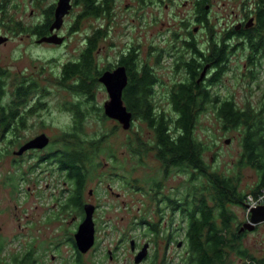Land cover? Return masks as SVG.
I'll list each match as a JSON object with an SVG mask.
<instances>
[{
  "label": "rangeland",
  "instance_id": "obj_1",
  "mask_svg": "<svg viewBox=\"0 0 264 264\" xmlns=\"http://www.w3.org/2000/svg\"><path fill=\"white\" fill-rule=\"evenodd\" d=\"M210 2L214 14H217L219 18L221 16L227 18L230 14L228 6H232L233 3L238 5L242 0H211ZM56 3L57 0L8 1L0 15V35L9 37L10 40L0 45V67L8 70L7 77L13 75L21 80L24 76L27 82L33 83L35 87L32 92L45 94L41 96V102L46 105L39 113L45 121L46 127L43 131L50 140L51 149L71 148L73 142H76L77 148L79 144L88 147L93 143L92 148L87 149L90 152L87 153V161L84 163L85 167L93 166L94 168L88 177L89 184L86 185V189H94L98 194H102L99 196L103 199L104 207L99 213L101 216L98 227L99 251L95 253L92 262L101 260L104 264H114L101 256L107 249L113 251L117 257L115 262L124 264L129 261L128 244L124 240L121 241L122 236L123 233L137 236L138 232L132 223L135 221L134 218L136 216L139 218L141 214L145 221L161 226V231L165 232L167 229L173 231L174 244L170 246L168 253L174 255L173 263L175 264L179 256H182V250L175 247V241L183 238L185 217L177 212H171L166 207L167 203L162 195L180 199L184 192L191 189H204L210 195H213L214 191L210 188L206 177L199 176L192 180V174L195 173L193 170L181 171L178 168L164 170V165L156 157V150L151 148L154 143V134L145 121L136 117L130 128L123 130L118 122L105 117L102 108L109 98L100 83H96L90 95H85L76 92V75L71 76L66 82L62 81L63 66L77 61L84 51L87 40L92 37L95 30H103L107 22L102 20L103 16L99 18L100 20L94 17L78 19L82 11L80 8H74L64 17L59 29V34L64 36L62 44L38 43L39 36L34 33V29L36 26L43 25L45 10ZM222 3L227 4L225 6L227 10L223 9ZM217 5L221 9L216 8ZM110 12L112 29L107 39L100 38L97 42L99 52L97 50L94 55L96 68L102 72L109 61H115L120 50H125L128 45L137 43L140 48V61L144 60L142 63L147 62L152 66L159 83L153 88L159 97L154 102L161 108H167L163 93L175 81L184 79L182 72H174L171 66L182 51L180 47L182 42L177 40L184 38L185 25L191 22L189 0H117L112 3ZM222 22L224 21L210 16V26H215L216 31L221 29ZM171 38H173L172 41L169 40ZM197 39L201 44L208 40L205 35H198ZM170 43L177 47H170L173 48L170 50L173 56L167 54ZM151 46L157 48V52L163 50L158 56V61H153L154 54H150ZM247 54L246 50L240 48L229 57V69L222 76L223 83L209 88L213 96L224 99L233 95L234 101L242 107L247 95L249 102L256 104L264 89V71L258 70L252 90L247 91L243 87L248 80L247 77L245 81L240 79L243 70L247 68L245 58ZM259 84L260 87L257 88ZM8 99L9 96L5 95L4 100ZM76 104L78 113L73 107L72 113L77 114L76 128L73 127V129L68 126L71 120V113L68 111L70 105ZM78 114L81 116L78 117ZM36 134H38L37 128L23 135L26 138H32ZM193 134L197 141L205 146L202 158L208 172L231 180L238 194L249 196L258 183V175L252 167L238 164L242 152L238 133L224 132L212 112L206 110L199 114ZM9 136L8 134H4L3 138L0 136V234L6 238V241H15L8 244L6 251L0 254V264H6L7 254L17 252L20 244L29 243L30 240L32 241L30 264H45V256L49 253V240L46 241L44 238L59 236L60 228L56 223L47 224L42 221L45 208L41 196L44 193H50L56 184L57 187L54 189H59L60 181L55 178L57 174L55 164L50 161L40 162L39 157L42 156L40 153L32 154L29 161L19 163L21 171L16 169V165L11 164ZM226 140L230 142L226 144ZM65 153L68 155L70 152ZM79 165L82 166V163ZM29 166H31L30 170H26ZM21 172L24 173V177L29 178L28 181L20 180ZM6 182L9 183L6 184ZM154 184L160 185V190L156 191L157 193L153 192V195L149 193V189L151 186L153 188ZM11 185L21 188L20 192L30 189V194L28 197H24L23 192L21 195L18 193L11 195L10 189H13ZM45 185H49L48 190H45ZM108 187L123 194L122 199L126 202V210L121 208L119 201L109 199L107 196L104 199L102 190ZM190 193L193 194L192 191ZM207 200L209 206H214L210 197ZM232 202L227 200L225 203V208L234 218L232 225L246 224L249 215H247L245 204L236 205ZM14 205H17V210L11 209ZM24 213L31 215V223L27 224L28 222L24 219L25 234L21 237L16 230V225L18 217L23 216ZM242 245L253 257L264 259V223L247 233L242 238ZM3 246L0 239V250ZM60 247L63 257L70 254L65 242ZM157 247L159 252L163 251V244L159 243ZM45 252L47 253L44 254ZM14 259V261L19 260L18 256ZM231 259L234 257L232 256Z\"/></svg>",
  "mask_w": 264,
  "mask_h": 264
},
{
  "label": "flooded vegetation",
  "instance_id": "obj_2",
  "mask_svg": "<svg viewBox=\"0 0 264 264\" xmlns=\"http://www.w3.org/2000/svg\"><path fill=\"white\" fill-rule=\"evenodd\" d=\"M103 3V6L106 7V10L103 11L102 15L99 17H94L98 20H100V17H104L102 20L107 22V25L104 27L103 30H95L92 34V37L89 38L93 39L96 36V32L98 31L100 33V37L97 39H94L96 48L93 52V59L95 53L99 52V46L97 44L98 40L100 38L107 39L109 36V31L112 29V26L110 24V21H112L111 18V12L110 7L113 2L117 0H96V3ZM104 1V2H103ZM140 1V0H136ZM143 1V0H142ZM211 0H189L190 5V11L192 14L191 22L190 24L185 25L186 31L184 38H180L177 41L181 42H193L196 44L194 47H187V46H180L182 47L181 53L177 56L176 60L174 61L173 66H171L172 70H174L175 65H177L180 61L183 60V62H191L193 61L195 63V66H201L200 70L197 71V76L195 77V81L197 84H204L206 81L209 80V78L212 77L213 69L210 63H206V53L209 50V47L205 45L204 43L201 44L197 36L205 35L206 40L210 37L214 36H230L232 37V49L236 46L237 50H232L231 56H233L234 53L238 51V41H235L234 38L237 37H243L247 35L249 32L256 31L258 34L264 35V29H260L256 14V8H255V2L254 0H242L240 4L237 5V3H233L232 6L229 7L230 14L227 15V18L224 16H219L217 14H214L215 12L212 9L211 6ZM72 8H80L82 11V4H76V0H71ZM226 3H222L223 9H225ZM216 8L221 9L220 6H216ZM227 10V9H225ZM83 14L81 12L80 15H78V19H80V16ZM216 15V16H213ZM210 16L215 19H220L222 22V27L220 30L216 31V29L213 26H210ZM85 18V17H82ZM88 18V17H87ZM221 26V25H220ZM59 30L55 33L58 37L63 38L64 36H61L59 34ZM52 33L49 31L46 35L43 37H49ZM1 38L5 39L2 44H6L8 40H10L9 37L1 36ZM43 37H39L38 40H40ZM0 38V39H1ZM173 38L169 39L172 41ZM84 44V49L88 46V41ZM235 41V44H233ZM64 42V41H63ZM62 42V43H63ZM85 41H83L84 43ZM61 43V44H62ZM169 44V50L167 51V54L169 56L172 55L170 50L174 47ZM1 45V44H0ZM177 48V47H174ZM240 48V47H239ZM243 48V47H241ZM139 46L137 43H133L132 45H128V47L125 50H120V53L118 56H116L114 62H108V66L102 71V73L97 77V81L100 78V76L104 72H112L117 68H123L127 77V83L130 81L131 76V70L134 68H139L143 64L142 61H140L141 56H139ZM152 51L150 52L151 55H153V61H158V56H160L163 52V50L157 52V48L154 46H151ZM157 53H156V52ZM156 53V55H155ZM173 56V55H172ZM230 56V57H231ZM95 60V59H94ZM95 63V61H94ZM147 63V62H144ZM148 64V63H147ZM149 65V64H148ZM246 65V64H245ZM150 66V65H149ZM136 70V69H134ZM204 73V76L201 77V74ZM8 70L5 68L0 67V136L1 138L4 137V134H8V146H11V164L13 166L16 165V169L21 171V164L22 162H27L30 160V156L32 154L40 153L42 154L41 157H39L40 162H46L50 161L53 164H55L56 173L55 178L60 181L58 184L59 189L55 190L54 188L57 187L54 186L50 193H44L41 196V200L43 201L44 208H45V216L43 217L42 221L46 222L47 224H57L60 228L59 236L53 237H46L44 238L46 241L49 240V253L47 256H45V264H104L101 262V260H98L96 262H92L93 257L97 251H99V221L101 219V216H99V213H101L103 205V199H100L97 191L94 189H86V185L89 184L88 177L89 175L94 171L93 166L80 167L78 162V148L76 146V142H73L71 144V148L68 147H60L59 149H51L52 145L50 146V140L49 138L44 134L43 129H45V121L43 120L42 115L39 113L43 108H45V103L41 102V96H44L45 94L43 92H32V89L35 87V85L30 82H27L26 78L22 76L21 80L16 79V76H8ZM184 79H191V76L189 72L186 70L182 74ZM13 77H15L13 79ZM12 80V82H9V80ZM69 80V79H68ZM99 83V82H98ZM124 87L121 95L122 103L127 109V105L125 102V88ZM9 90V91H8ZM107 96L108 93L106 92ZM9 96V99L7 101L4 100V96ZM165 93H163V96ZM151 98L159 99L158 93L154 92L149 95ZM141 97V94H136V98ZM109 98V96H108ZM5 101V102H4ZM73 107L77 110V104L75 106L70 105L69 106V113H71L70 116V122H69V128H76V119L77 114L76 112L73 114ZM103 109V108H102ZM128 111V110H127ZM131 114V124L133 122V115L130 111H128ZM115 121V120H113ZM116 122V121H115ZM35 128L38 129V134H36L34 137H25L23 134L29 133L31 130H34ZM73 128V129H74ZM72 130V129H70ZM40 135H45L46 138H48V143L42 148H31L27 150H22V147L30 142L31 140L35 139L36 137ZM68 146L67 144H65ZM74 145V146H73ZM50 146V147H49ZM68 148V149H67ZM70 152L65 153V152ZM202 156V155H201ZM204 161V160H203ZM29 166L26 168V170H30ZM81 170V173H78V170ZM189 171H192V169H188ZM195 172V170L193 169ZM20 180L24 181L29 178L24 177V173L21 172L19 174ZM81 180H80V177ZM199 177V176H198ZM8 179H11L8 177ZM192 180L196 178H191ZM9 182H6L8 184ZM126 185V184H125ZM13 189H10L11 195L14 193H18V195H21V193H24V197H28L30 194V189H26L25 191H21V188H15L16 186L11 185ZM49 185H45V190H48ZM54 189V190H53ZM149 193H157L160 190V185L154 184L153 188L149 189ZM133 192L132 190H130ZM157 191V192H156ZM190 191L193 192V194L190 193ZM103 197L105 199V196H107L109 199H115L121 203V208L123 210H126V202L122 199L123 194L115 192L112 188L108 187L104 190H102ZM153 193V195H154ZM208 191L204 189H191L187 192H184L183 196L180 199L171 198L168 195H162L165 203H167V206L171 212L175 213L177 212L179 215H181V209L186 207L187 209H193L195 206H198V204L201 205L202 201L206 202V195ZM23 195V194H22ZM156 195V194H155ZM158 195V194H157ZM14 198V197H13ZM89 207V211H91V222H92V229H93V240L92 245L86 249L85 251H82L79 249L77 245L76 240V234L78 232V229L80 225L84 222L86 219V208ZM167 208V209H168ZM13 210H17V205H14L11 207ZM198 213V217L200 218V213ZM31 216V215H30ZM29 215H26L25 213L23 216H19L17 219V225L16 230L19 232V235L23 237L25 227L23 228V223H26L24 219L28 222L27 224L31 223V218ZM184 225L185 230L183 233L182 240L175 241V247L177 249L182 250V256H179L178 261L175 264H198L199 256L195 252H192L191 244L189 240V226L190 221L187 215L185 216ZM135 221L132 223L134 226V229L138 232L137 236L132 234H124L122 236L121 241H125L128 244L129 248V261L125 262L124 264H174L173 259L174 255H169L168 250L170 249V246L174 244L173 239V231L172 230H166L161 231V226H158L156 223H149L145 221L140 214L139 218L136 216ZM133 219V220H134ZM61 221V222H60ZM5 222V221H3ZM197 225H201V222H196ZM217 224H220L217 222ZM163 225V224H161ZM245 224H241L235 227H239V229L243 228ZM238 230L237 234H245L249 233V231L246 230ZM171 231V233L169 232ZM1 233V228H0ZM202 238L205 237V229H203ZM59 237L58 240L55 239ZM0 239L3 242V248L0 250V254L4 253L6 251V246L8 248V244L14 242L15 240H9L6 241V238L0 234ZM55 239V241L50 242L51 240ZM176 240V239H175ZM31 240L29 243H25L23 245L19 246V250L17 252H9L7 254V262L6 264H30V259L32 255L31 251ZM65 242L66 246L69 248L70 254L68 256L63 257L60 246L62 243ZM163 244V251L159 252L158 250V244ZM45 252L44 254H46ZM18 256L19 260L14 261L15 257ZM101 256L103 258H107V260L114 264H119L115 262V259L117 260V257L111 251L110 249H107L106 251H103ZM48 259L46 260V258ZM21 258V260H20ZM67 259V261H65ZM48 262V263H47ZM122 264V263H121ZM229 264H244L243 260L241 259H232V261Z\"/></svg>",
  "mask_w": 264,
  "mask_h": 264
},
{
  "label": "trees",
  "instance_id": "obj_3",
  "mask_svg": "<svg viewBox=\"0 0 264 264\" xmlns=\"http://www.w3.org/2000/svg\"><path fill=\"white\" fill-rule=\"evenodd\" d=\"M8 1L0 0V15ZM254 2L258 28L264 29V0H254ZM76 4H82L83 14L80 18L99 17L106 10L105 5L103 6L100 1L96 3V0H76ZM54 7L55 5L51 4L45 10L43 25L36 26L34 29L37 36L43 37L47 34L53 21ZM100 36L97 31L96 36L88 41V46L80 58L74 63L63 66L62 81L66 82L71 76L76 75L75 89L79 94L90 95V91L96 83L98 84L97 77L102 73L96 68L92 57L96 48L94 39ZM234 39L238 41V50L243 47L241 49L248 52L245 56L247 68L243 70L240 79L245 81L247 77L248 80L245 81L243 87L250 92L256 82L258 70L264 71V35L251 31L243 37ZM232 40L230 36L208 38L206 45L209 50L204 62L210 63L214 72L204 84H197L195 81L196 73L201 66H195L193 61L183 62V60L175 65L176 72L183 74L187 70L191 79L175 81L166 88L167 108L159 107L154 102L157 99L154 100L149 96L154 93L153 88L159 83L152 66L147 63L134 68L136 70H131L130 81L124 90L127 110L132 113L133 119L136 117L142 119L152 130L154 143L151 148L156 150V157L164 165V170L167 171L166 169L169 168H178L181 171L194 169L195 173L192 174V178L206 177L210 188L214 191L213 195L207 193L206 202L202 201L201 205L198 204L191 210L186 207L181 209V215H187L191 223L189 226L190 246L192 252L199 256L198 264H229L232 256L234 259L243 260L244 264H264V259L253 257L243 247L242 238L247 233L237 234L241 228L232 225L234 218L225 208L227 200L233 201L232 203L236 205L244 204L246 194H238L231 180L208 172L201 156L205 146L197 141L193 134L199 114L206 110L212 112L224 132L238 133V141L242 150L238 161L239 166H250L258 175V183L250 195L256 197L264 189V89L255 105L249 102L245 95L242 107L234 101L233 95L221 99L213 96L209 91L211 86L223 83L222 76L229 69V57L232 50H237L236 46L232 49ZM182 46L195 48L196 44L182 42ZM256 87H260V84ZM136 94H141V97L136 98ZM80 116L81 114H78V117ZM92 145L93 143L88 147L78 145V162L82 163V166L87 161V153L90 152L87 149L92 148ZM78 173H81L80 169ZM208 197L214 206L208 205ZM197 212L200 213V218H197ZM196 222L202 224L197 225ZM203 229L206 233L202 238Z\"/></svg>",
  "mask_w": 264,
  "mask_h": 264
},
{
  "label": "water",
  "instance_id": "obj_4",
  "mask_svg": "<svg viewBox=\"0 0 264 264\" xmlns=\"http://www.w3.org/2000/svg\"><path fill=\"white\" fill-rule=\"evenodd\" d=\"M72 8L71 0H57V3L53 11V21L49 26V31L52 33L49 37H43L38 40V43H53L59 45L63 42V38L58 37L55 33L58 31L62 24L63 19L69 14ZM1 38V37H0ZM5 39H0V44ZM204 73L201 74V77ZM98 82L105 88L109 96V101L103 106V114L105 117L116 120L122 127L123 130H128L131 125V114L127 111L126 107L122 103L121 95L124 87L127 83V77L123 68H117L112 72H104ZM230 141L226 140L225 143L228 144ZM48 143V138L45 135H40L35 139L31 140L22 147V150H27L31 148H42ZM250 204V203H249ZM253 208L250 211L249 220L243 226L241 230L253 231L254 228L264 223V206H255L250 204ZM86 219L80 225L78 232L76 234L77 245L80 250L85 251L92 245L93 240V229L91 222V211L89 207L86 208Z\"/></svg>",
  "mask_w": 264,
  "mask_h": 264
},
{
  "label": "built area",
  "instance_id": "obj_5",
  "mask_svg": "<svg viewBox=\"0 0 264 264\" xmlns=\"http://www.w3.org/2000/svg\"><path fill=\"white\" fill-rule=\"evenodd\" d=\"M249 203L255 206L263 205L264 204V190L258 195L257 198L254 199V198L249 197L247 199V201L245 202V208H246L247 215L250 213L249 210L252 209Z\"/></svg>",
  "mask_w": 264,
  "mask_h": 264
},
{
  "label": "bare ground",
  "instance_id": "obj_6",
  "mask_svg": "<svg viewBox=\"0 0 264 264\" xmlns=\"http://www.w3.org/2000/svg\"><path fill=\"white\" fill-rule=\"evenodd\" d=\"M115 121H116V120H115ZM116 122H117V121H116ZM263 190H264V189H262L261 192H262ZM261 192H260V193H261ZM260 193H259V194H260ZM259 194H258V195H259ZM258 195H257L256 197H253L252 195L247 196L246 199L244 200V204H245V202L247 201V199H248L249 197L255 199V198L258 197ZM259 206H264V204H263V205H259ZM252 209H253V208H252ZM252 209H250L249 212H250ZM248 215H250V213H249ZM247 222H248V221H247ZM262 224H263V223H262ZM259 225H260V224H259ZM257 226H258V225H257ZM257 226H256V227H257ZM256 227H255V228H256ZM255 228H254V229H255ZM244 230H245V229H244ZM242 231H243V230H242ZM246 231H247V230H246ZM249 232H252V231H249Z\"/></svg>",
  "mask_w": 264,
  "mask_h": 264
}]
</instances>
